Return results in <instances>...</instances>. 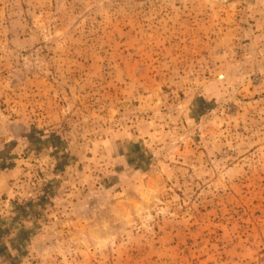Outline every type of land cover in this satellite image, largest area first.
I'll return each mask as SVG.
<instances>
[{"label": "rangeland", "instance_id": "rangeland-1", "mask_svg": "<svg viewBox=\"0 0 264 264\" xmlns=\"http://www.w3.org/2000/svg\"><path fill=\"white\" fill-rule=\"evenodd\" d=\"M0 264H264V0H0Z\"/></svg>", "mask_w": 264, "mask_h": 264}]
</instances>
